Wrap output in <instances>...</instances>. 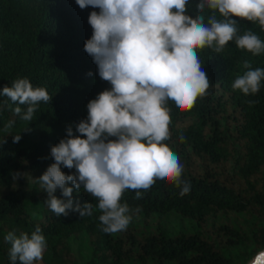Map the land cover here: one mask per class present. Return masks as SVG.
<instances>
[{"label": "trees", "instance_id": "trees-1", "mask_svg": "<svg viewBox=\"0 0 264 264\" xmlns=\"http://www.w3.org/2000/svg\"><path fill=\"white\" fill-rule=\"evenodd\" d=\"M197 3L187 5L193 18ZM92 11L99 13L90 6L80 9L75 0H0V90L27 78L52 96L48 104L40 102L30 122L14 115L16 105L0 96V138L6 141L0 144V264H10L5 235L30 234L37 226L47 241L37 264H247L264 249V80L259 92L248 96L231 85L247 71L245 61L264 69V53L254 56L234 41L221 53L197 50L210 87L190 110L167 104L171 123L165 143L178 154L190 192L180 196L174 184L157 181L141 199L133 198L134 190L122 196V203L141 209L133 216L161 218L168 226L153 230L135 217L126 231L106 234L97 201L83 188L74 190L73 199L93 203L92 216L70 211L57 217L44 204L46 193L32 179L53 163L50 147L66 136L68 126L74 131L86 119L90 100L111 88L84 51L92 36ZM203 15L207 22L211 13L206 9ZM233 19L239 34L251 30L264 41L258 22ZM9 120L15 124L5 131ZM14 135L21 136L18 143ZM192 159L199 162L196 173L188 167ZM61 171L68 175L75 169ZM15 173L23 176L14 180ZM55 195L63 198L59 190ZM79 237L90 251L83 263L72 248Z\"/></svg>", "mask_w": 264, "mask_h": 264}, {"label": "clouds", "instance_id": "clouds-1", "mask_svg": "<svg viewBox=\"0 0 264 264\" xmlns=\"http://www.w3.org/2000/svg\"><path fill=\"white\" fill-rule=\"evenodd\" d=\"M75 3L80 9H99L88 16L92 36L84 42V51L111 88L87 103L86 119L76 124L74 131L67 127L66 136L50 147L53 163L32 181L46 193L44 204L57 217L70 211L80 218L93 215V203L81 205L73 199L74 190L83 188L97 201L101 230L117 234L126 231L133 214L141 210L121 202L125 190H134L133 198L141 199L161 181L174 184L180 196L190 192V183L181 178L184 166L178 154L165 143L170 139L171 123L167 104L190 110L197 98L207 93L210 84L197 50L208 47L221 53L234 41L254 56L264 53V41L251 30L239 34L233 19L258 22L264 30V0H199L195 18L187 14L189 0ZM206 9L211 13L207 22L203 15ZM243 67L247 71L236 76L232 89L245 96L258 93L264 69H253L248 61ZM0 96L9 98L16 105L14 115L27 122L32 121L40 102L48 104L52 99L45 88L34 87L27 78L4 86ZM247 103L252 106L255 101ZM14 124L9 120L4 130L9 131ZM12 139L18 143L21 136ZM179 139L184 141L183 133ZM5 142L0 138V144ZM62 167L75 172L65 175ZM22 176L15 173L13 179ZM57 190L63 198H57ZM4 240L10 245V264H37L47 248L38 226L30 234L9 231ZM247 264H264V249Z\"/></svg>", "mask_w": 264, "mask_h": 264}, {"label": "rangeland", "instance_id": "rangeland-1", "mask_svg": "<svg viewBox=\"0 0 264 264\" xmlns=\"http://www.w3.org/2000/svg\"><path fill=\"white\" fill-rule=\"evenodd\" d=\"M198 163L199 162L194 159L190 161V165L188 167L190 168L192 173L198 172L199 170ZM135 217L139 219V221L137 222L140 223V226L152 228L153 230L163 229V226L169 225L168 222L163 221L161 218L150 219V218H142L136 215V216H133L132 219H134ZM176 224L177 223H175V225ZM72 248L74 250L75 256L78 259L79 263H83L88 258L90 251L88 248V243L84 237H79L78 239H75L72 242Z\"/></svg>", "mask_w": 264, "mask_h": 264}]
</instances>
